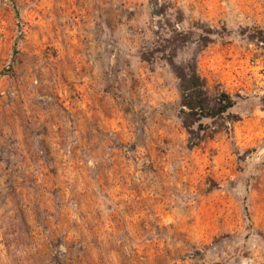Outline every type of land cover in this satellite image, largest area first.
<instances>
[{"label": "rangeland", "instance_id": "374dc122", "mask_svg": "<svg viewBox=\"0 0 264 264\" xmlns=\"http://www.w3.org/2000/svg\"><path fill=\"white\" fill-rule=\"evenodd\" d=\"M262 34L264 0H0V264H264ZM193 62L242 121L190 150Z\"/></svg>", "mask_w": 264, "mask_h": 264}, {"label": "trees", "instance_id": "16d2710c", "mask_svg": "<svg viewBox=\"0 0 264 264\" xmlns=\"http://www.w3.org/2000/svg\"><path fill=\"white\" fill-rule=\"evenodd\" d=\"M17 16H20L18 12ZM174 72L182 93L180 119L188 136L190 150L215 140L218 135L229 132L234 124L242 121L232 113L238 104L237 99L226 92L212 95L197 63L176 67Z\"/></svg>", "mask_w": 264, "mask_h": 264}]
</instances>
